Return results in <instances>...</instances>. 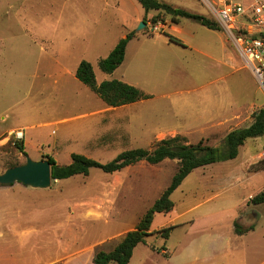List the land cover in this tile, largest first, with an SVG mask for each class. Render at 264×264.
I'll use <instances>...</instances> for the list:
<instances>
[{
  "label": "rangeland",
  "instance_id": "rangeland-1",
  "mask_svg": "<svg viewBox=\"0 0 264 264\" xmlns=\"http://www.w3.org/2000/svg\"><path fill=\"white\" fill-rule=\"evenodd\" d=\"M160 1L217 21L209 7L215 0ZM157 14L146 13L138 0H0V174L26 161L19 142L32 159L51 155L60 164L71 163L76 152L106 163L125 150L151 148L159 141L161 116L176 107L163 93L182 97L178 109L184 119L198 106H208L216 119L231 118L228 127L188 135L191 143L204 139L221 147L228 133L254 122L255 113L264 109V85L222 27L181 18L178 33L164 27L173 24L171 15L161 11L163 21L154 22ZM143 21L146 25L139 29ZM132 31L141 42L131 39L125 61L113 73L104 72L100 60ZM167 32L185 43L162 46ZM83 59L93 64L98 83L120 79L155 98L127 109L104 110L99 95L75 75ZM205 96L208 102H200ZM99 110L100 115L93 114ZM83 111L90 117L79 119ZM17 126L25 130L24 140H18L14 130L3 132ZM263 150L264 135L250 138L236 158L195 169L173 193L171 214H156L152 230L165 227L170 217L204 198L216 196L211 205L229 206L231 200L264 192ZM177 169V160L140 161L117 172L94 167L87 176L53 180L48 188L0 184V264H35L31 260L64 254L58 240L89 243L136 226ZM250 210L264 226V203H252ZM87 212L98 215L88 217ZM194 213L183 219L190 220ZM246 220L240 218L241 223ZM185 229L179 226L168 240L159 234L146 240L160 249L173 248L186 236ZM20 237L29 243L19 245L15 240Z\"/></svg>",
  "mask_w": 264,
  "mask_h": 264
},
{
  "label": "trees",
  "instance_id": "trees-1",
  "mask_svg": "<svg viewBox=\"0 0 264 264\" xmlns=\"http://www.w3.org/2000/svg\"><path fill=\"white\" fill-rule=\"evenodd\" d=\"M138 1L146 10V13L158 10L159 14L164 11L171 15L173 24H179L181 18H191L209 28L221 30L217 21L204 15L174 7L160 0ZM159 14L154 17V22L163 21L159 18ZM166 35L170 41L184 44L181 39L174 35L168 32ZM135 36L136 32H129L118 41L106 58L100 60L99 64L104 72L113 73L125 61L128 44ZM75 75L109 106H122L152 97L151 94L145 93L139 87L120 79L104 80L98 83L94 66L86 59L79 63ZM254 118V122L249 126L238 128L228 133L221 147L209 145L205 143L204 139H201L198 143H191L186 136L178 134L157 141L151 148L125 150L106 163L79 152L72 154V161L69 164H60L55 157L47 155V159L50 160L52 165L53 180H62L80 174L87 176L94 167L101 168L106 172H117L140 161H146L149 164H159L166 159L178 161V169L172 178L171 184L138 222L136 228L128 231L113 250L98 251L94 258L95 264H130L135 247L139 243L145 242L148 236L159 234L163 238L169 239L177 225H168L157 231H152L155 215L173 211L175 207V202L172 198L173 193L195 169L216 162L234 159L239 155L240 147L248 139L263 136L264 109L255 113ZM16 145L21 152L28 156L23 142L16 143ZM250 202L254 204L264 203V192L252 197ZM246 230L238 221L235 222V231L238 234H243Z\"/></svg>",
  "mask_w": 264,
  "mask_h": 264
},
{
  "label": "crops",
  "instance_id": "crops-1",
  "mask_svg": "<svg viewBox=\"0 0 264 264\" xmlns=\"http://www.w3.org/2000/svg\"><path fill=\"white\" fill-rule=\"evenodd\" d=\"M164 27H171L178 33L182 32V29L178 27L177 24L167 23L164 24ZM140 37V35L137 36L136 34L134 39H138V41L141 42ZM165 38H167L168 41H160L162 46L165 47L166 44H175L168 39V36ZM132 41L134 40H131L128 44L127 53L129 50V45ZM183 43L185 42L183 41ZM132 85L137 86L135 83ZM142 90L145 93L152 95V93L147 92L144 89ZM162 96L167 98L168 101L173 105H176V107L174 108V113L170 112L161 116V129L159 130V136L157 138L158 140H161V135L164 134L170 136L180 134L189 138L188 135L206 133L211 127H222L224 125L228 127L231 123L230 117L216 119L214 116H211L208 106H198L199 108L196 110L195 114L186 116L184 119L180 116L181 112L179 109L181 108L180 104H178L180 101H183L182 97L178 98L171 93H163ZM154 98L155 96L152 95L151 98L117 107L109 106L102 99H98V102L100 105H106L104 110H108L110 108L127 109L130 106L138 105L146 102L145 100ZM199 101L202 103L208 102V97H200ZM127 113L129 115V123H132V115L129 114V110H127ZM93 114L100 115L101 110L97 112L95 111ZM83 116L90 117V113L88 111H83L78 117L79 119H82ZM137 120H142V118ZM139 123L142 125L144 124L143 120L139 121ZM20 127L21 126L8 127L4 129L3 132H10L12 130L15 131V129L17 130V128L19 129ZM252 197L254 196L249 195L244 198L243 201L231 200L229 202V206L211 205L210 202L215 199L216 196H212L207 199L204 198L203 200L198 201L192 206V208L190 207L188 210L183 211L176 217H170V219L166 220V223L164 224V226L177 225L176 229L179 226H184L186 228L185 232L187 234L182 240L173 245V248H168L164 245L161 247V249L149 240L141 242L135 247L130 264H264V226L260 223L258 214L250 210L252 204L250 199ZM192 211L195 212L192 218L190 220H184L183 218L185 215ZM171 212L169 213L171 214ZM99 213L102 214V212ZM86 215L88 217H93L98 214L95 212L93 214L87 212ZM243 215L247 220L241 223L240 218H242ZM250 216L253 217L249 218ZM236 221H238L243 228L247 229L245 233L238 234L235 231ZM11 226H13V229L16 230L18 225ZM7 228H10L9 225ZM135 228L136 226H133L126 230L117 232L109 237L101 238L100 240L89 243L82 241V244H79L77 239L68 240L65 243L64 241L58 240L59 244L64 245V254L52 257L51 259H37L36 261L31 260V263L95 264L94 258L98 251L113 250L114 247L120 242L122 237H124L128 231ZM172 234L173 232L171 233L170 238L172 237ZM15 241H18L19 245H23L24 243H29L28 241L30 240L28 238L24 239V237H20ZM15 256L18 257L20 255L18 252H16ZM5 264L28 263L26 261H15Z\"/></svg>",
  "mask_w": 264,
  "mask_h": 264
},
{
  "label": "built area",
  "instance_id": "built-area-1",
  "mask_svg": "<svg viewBox=\"0 0 264 264\" xmlns=\"http://www.w3.org/2000/svg\"><path fill=\"white\" fill-rule=\"evenodd\" d=\"M209 7L253 75L264 85V0H215ZM14 135L18 140L26 137L23 128L15 130Z\"/></svg>",
  "mask_w": 264,
  "mask_h": 264
},
{
  "label": "water",
  "instance_id": "water-1",
  "mask_svg": "<svg viewBox=\"0 0 264 264\" xmlns=\"http://www.w3.org/2000/svg\"><path fill=\"white\" fill-rule=\"evenodd\" d=\"M143 21L139 27H145ZM52 165L49 159L34 160L27 156L26 161L10 167L0 174V184L12 185L21 182L35 188H48L52 185Z\"/></svg>",
  "mask_w": 264,
  "mask_h": 264
}]
</instances>
